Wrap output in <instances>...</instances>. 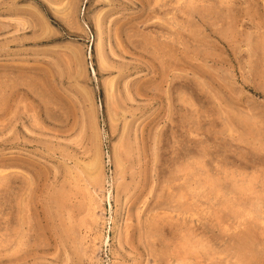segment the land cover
<instances>
[{"label": "rangeland", "instance_id": "rangeland-1", "mask_svg": "<svg viewBox=\"0 0 264 264\" xmlns=\"http://www.w3.org/2000/svg\"><path fill=\"white\" fill-rule=\"evenodd\" d=\"M0 264H264V0H0Z\"/></svg>", "mask_w": 264, "mask_h": 264}, {"label": "bare ground", "instance_id": "bare-ground-1", "mask_svg": "<svg viewBox=\"0 0 264 264\" xmlns=\"http://www.w3.org/2000/svg\"><path fill=\"white\" fill-rule=\"evenodd\" d=\"M139 3V2H138ZM148 4V3H147ZM139 10V9H138ZM145 14V13H144Z\"/></svg>", "mask_w": 264, "mask_h": 264}]
</instances>
